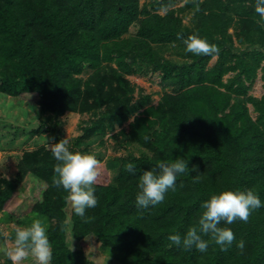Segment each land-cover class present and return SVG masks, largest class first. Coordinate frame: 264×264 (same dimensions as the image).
Listing matches in <instances>:
<instances>
[{
    "label": "trees",
    "instance_id": "16d2710c",
    "mask_svg": "<svg viewBox=\"0 0 264 264\" xmlns=\"http://www.w3.org/2000/svg\"><path fill=\"white\" fill-rule=\"evenodd\" d=\"M175 2L0 0V92L30 98L56 120L67 111L91 114L68 145L73 152L91 154V145H103L108 130L135 114L129 128L114 135L124 151L99 164L93 186L98 203L86 209L92 218L87 223L66 201L63 187L53 186L57 161L49 146L25 150L12 177H0V211L25 227L36 219L44 223L50 264H88L82 245L88 236L121 264H264V206L247 223L221 222L236 237L227 251L214 243L204 253L186 251L168 239L177 233L183 238L197 226L202 203L222 190L251 189L264 205V94L249 93L259 73L264 79V19L255 0H187L173 7ZM133 24L137 32L128 37ZM192 34L216 45L219 54L186 52L183 40ZM166 46L177 58L157 49ZM143 61L171 87L156 104L142 88L135 96L136 85L126 76ZM178 159L186 161L189 174L177 175L175 190L161 204L138 207L143 171ZM129 162L136 165L134 174L125 171ZM28 175L37 190L15 214L7 206ZM69 225L81 245L70 246ZM1 264L12 262L6 257Z\"/></svg>",
    "mask_w": 264,
    "mask_h": 264
},
{
    "label": "clouds",
    "instance_id": "9594fccd",
    "mask_svg": "<svg viewBox=\"0 0 264 264\" xmlns=\"http://www.w3.org/2000/svg\"><path fill=\"white\" fill-rule=\"evenodd\" d=\"M187 2V0H185ZM255 12L264 19V0H255ZM185 51L199 56H212L219 54V48L210 44L207 40L196 34L189 35L183 40ZM134 122V116L129 118ZM149 137H145L148 140ZM69 141L62 138L58 142H49V148L57 161L54 165L53 186L63 187L66 201L70 204L75 214L81 217L85 223L92 218L86 217V209L95 208L97 199L94 195V185L99 176V161L94 155L73 152L69 150ZM158 171L145 170L139 177L136 195L138 207L148 208L161 204L169 189L175 190L178 174H189V167L184 159H178L172 163L160 162ZM125 171L135 173L136 165L129 162L124 165ZM196 168L193 166L192 171ZM200 175L193 176L194 182H199ZM262 202L253 190H222L212 194L210 199L201 205L203 209L199 217L198 225L190 227L183 238L177 234H171L168 239L176 246H182L184 250L191 251L195 248L204 253L209 244L214 243L221 251H227L236 239L233 230L225 225H231L237 220L248 222L252 213L261 208ZM14 237L10 238L7 232L3 233L6 246L0 248L12 262V264H23L29 258L35 264H50L52 259V248L44 223L36 219L30 226L14 227ZM202 235L208 236L209 240L202 239ZM11 239V243H7ZM241 254L244 250V242L237 243Z\"/></svg>",
    "mask_w": 264,
    "mask_h": 264
},
{
    "label": "rangeland",
    "instance_id": "374dc122",
    "mask_svg": "<svg viewBox=\"0 0 264 264\" xmlns=\"http://www.w3.org/2000/svg\"><path fill=\"white\" fill-rule=\"evenodd\" d=\"M184 1L176 0L173 7L182 5ZM144 2H148V0H141V3ZM183 15L185 21L190 17L189 12ZM136 32L137 24H133L128 33H126V36H135ZM157 49L168 58H177L171 47H157ZM214 61L215 57L210 61V64ZM113 65H116V63H113ZM133 69L134 71L126 74V76L136 85L135 96H137L140 88H142L143 92L152 96L151 103L156 104L166 91H171L170 85H165L162 81L160 71L152 69L147 62H141L140 67L138 62H136ZM88 73L89 70L87 69L83 75H87ZM249 93L257 97L264 94V79L261 77V73L254 80ZM25 99L23 100L19 97L0 92V177H12L17 169L16 163L25 150L36 148L42 144L49 146V142L55 143L62 138H67L69 145L75 143L78 136L82 134V128L91 120V114L71 111H67L56 120L50 116V112L43 114L40 107L34 103V100L26 97ZM249 106L252 115L255 117L257 113L251 103H249ZM41 121H44L43 126L39 130L34 131V128L41 125ZM122 127L128 129L129 120L121 126H116L114 130H108L103 135V145H96L94 143L90 146L94 150L91 152V155L96 157L99 164L104 163V160L114 155H120L124 151L117 148V140L114 136ZM81 153L86 152L81 151ZM99 158L101 159L99 160ZM21 185L19 192L7 206L8 209L11 207V210H17H13L15 214L22 207V204L23 207L24 205L25 207L29 205V200L33 199L37 190V181L31 175L26 176ZM14 227L25 226L17 223L6 216L3 211H0V248L6 246L2 234L7 232L10 237ZM67 237L70 246L82 244V241L78 242L71 236L70 225L67 228ZM83 242L82 245L89 256L88 264H121L110 252H102L97 249L98 246L93 237L88 236L83 239ZM7 243L10 244L11 239ZM6 257L3 252H0V264ZM23 264H35V262L29 256Z\"/></svg>",
    "mask_w": 264,
    "mask_h": 264
}]
</instances>
